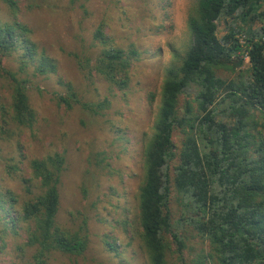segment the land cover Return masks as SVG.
<instances>
[{"label":"trees","instance_id":"obj_1","mask_svg":"<svg viewBox=\"0 0 264 264\" xmlns=\"http://www.w3.org/2000/svg\"><path fill=\"white\" fill-rule=\"evenodd\" d=\"M2 1L13 11L17 7L15 0ZM247 5L242 16L252 26L240 28L235 14ZM253 8L260 12L253 14ZM228 18L230 25L219 37V24ZM255 20L263 26L255 28ZM188 26L190 46L185 54H174L166 70L153 132L143 148L139 236L150 264H168L171 241L182 254L184 236L171 208L175 193L187 217L179 223H188L209 243L210 264H264V0H196ZM30 34L25 24L0 21V55H18L20 73L30 65L41 75L55 72L44 55L37 62ZM96 38L103 39L99 29ZM75 57L86 79L98 75L111 88L125 91L138 52L104 49L94 62L87 55ZM0 77L12 82V121L32 129L38 115L28 80L6 68ZM66 88V94L56 96L60 107L81 106L95 115L108 107V100L84 102L71 84ZM176 133L182 135L180 147ZM30 169L37 192L27 187L34 196L21 212L28 224L26 246L34 249L29 264H47L55 252L81 256L89 246L86 221L78 229L59 221L65 155L33 159Z\"/></svg>","mask_w":264,"mask_h":264},{"label":"rangeland","instance_id":"obj_2","mask_svg":"<svg viewBox=\"0 0 264 264\" xmlns=\"http://www.w3.org/2000/svg\"><path fill=\"white\" fill-rule=\"evenodd\" d=\"M15 1L13 11L0 0V21L25 24L37 47V62L44 55L56 71L41 75L30 65L20 73L18 55H0V70L28 80V95L38 115L32 129L15 124L10 114L12 82L0 77V264L32 260L34 249L26 246L28 224L21 218L24 203L37 192L30 162L55 153L66 157L59 221L72 229L86 221L89 246L81 256L55 252L47 264H150L136 219L143 148L153 132L166 70L174 54H185L190 46L188 19L196 0ZM250 7L237 9L238 27L252 26L242 16ZM225 21L219 24V37L231 19ZM254 22L255 28L263 26ZM98 29L101 41L96 38ZM110 48L138 52L125 91L111 88L98 75L86 79L75 57L87 55L94 62ZM68 83L84 102L108 100V107L100 115L81 106L60 107L56 96L67 93ZM181 139L176 133L178 147ZM29 185L33 193L27 191ZM171 208L185 247L179 255L171 241L168 264H210L209 243L191 225L179 223L187 217L175 193Z\"/></svg>","mask_w":264,"mask_h":264},{"label":"built area","instance_id":"obj_3","mask_svg":"<svg viewBox=\"0 0 264 264\" xmlns=\"http://www.w3.org/2000/svg\"><path fill=\"white\" fill-rule=\"evenodd\" d=\"M243 42V41H242ZM244 43V42H243ZM247 59H248V57H247Z\"/></svg>","mask_w":264,"mask_h":264}]
</instances>
